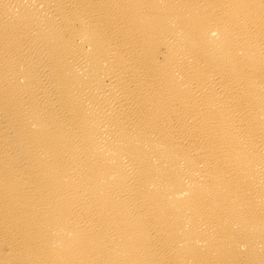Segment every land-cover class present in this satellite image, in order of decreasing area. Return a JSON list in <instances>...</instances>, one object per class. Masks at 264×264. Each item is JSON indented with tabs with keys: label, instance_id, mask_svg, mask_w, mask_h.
Instances as JSON below:
<instances>
[{
	"label": "bare ground",
	"instance_id": "obj_1",
	"mask_svg": "<svg viewBox=\"0 0 264 264\" xmlns=\"http://www.w3.org/2000/svg\"><path fill=\"white\" fill-rule=\"evenodd\" d=\"M0 264H264V0H0Z\"/></svg>",
	"mask_w": 264,
	"mask_h": 264
}]
</instances>
